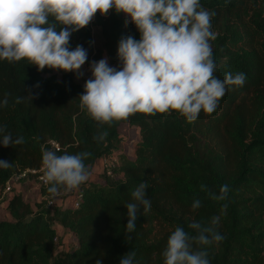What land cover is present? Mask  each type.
<instances>
[{"label":"trees","instance_id":"16d2710c","mask_svg":"<svg viewBox=\"0 0 264 264\" xmlns=\"http://www.w3.org/2000/svg\"><path fill=\"white\" fill-rule=\"evenodd\" d=\"M200 3L215 12L214 75L223 80L227 73L243 72L246 80L242 87L229 86L214 113L201 112L192 122L175 112L137 113L101 128L81 111L83 88L73 72L38 71L27 61L0 60V101L8 99L0 107V127L25 139L21 145L0 143V160L10 165L0 167V204L5 201L10 217L0 218V264H120L128 252H135L133 264H163L162 251L177 225L189 230V223H208L217 215L224 239L208 248L210 264H264V0ZM126 19L112 10L104 16L97 12L91 21L113 62H118L122 37L140 38ZM77 45L88 52L84 65L99 58L90 25L71 35L70 48ZM18 97L22 100L16 104ZM122 124L138 131L131 157L119 151ZM105 131L104 141L93 139ZM43 149L90 153L85 160L90 171L104 155L115 153L118 164L113 176L99 172L77 189L81 199L75 208H51L44 199L30 205L15 190L3 198L4 182L41 165ZM141 182L148 184L151 210L141 207L136 229L128 233L125 205ZM202 184L216 194L227 184V200L210 199ZM39 191L41 197L49 194L47 186L39 185ZM195 199L201 207L193 210ZM224 203L226 215L220 211ZM56 224L75 241L71 247L56 249Z\"/></svg>","mask_w":264,"mask_h":264},{"label":"clouds","instance_id":"9594fccd","mask_svg":"<svg viewBox=\"0 0 264 264\" xmlns=\"http://www.w3.org/2000/svg\"><path fill=\"white\" fill-rule=\"evenodd\" d=\"M114 10L125 15L126 23L135 25L139 40L129 35L118 43L119 68L109 65L107 58L93 61L91 78L79 96V107L101 128L113 122L126 121L137 113L145 116L177 113L189 122L201 112L212 114L229 86L242 87L243 72L225 74L223 80L214 75L216 63L211 41L214 11L204 8L200 0H0V60L9 63L27 61L38 71L45 68L63 72L80 71L88 59L83 46L70 48L74 32L87 27L97 12L102 16ZM31 100L33 97L29 94ZM16 98L15 103H21ZM8 104L7 97L0 107ZM0 127V143L4 147L25 143L23 136L13 138ZM108 133L93 137L98 143ZM90 153L58 154L43 149L40 177L52 197L77 190L91 178L85 164ZM0 160V167H9ZM201 191L214 201H226L229 186L222 185L219 194L206 185ZM147 182L132 191L127 210L128 233L136 229L137 213L151 210L146 198ZM201 207L195 199L192 209ZM228 204L221 207L227 212ZM220 216L208 223L193 221L185 227L177 225L168 236L162 251L163 264H210L208 248L223 241L217 227ZM135 252L120 258V264H133ZM96 264H101L97 261Z\"/></svg>","mask_w":264,"mask_h":264},{"label":"rangeland","instance_id":"374dc122","mask_svg":"<svg viewBox=\"0 0 264 264\" xmlns=\"http://www.w3.org/2000/svg\"><path fill=\"white\" fill-rule=\"evenodd\" d=\"M92 22H90V30L92 34V40L95 50L99 49V58L96 60H91L87 65H83L82 69L80 70L83 75L78 77L76 73H74V80L79 83L84 91V84L87 79L91 78V71L90 66L93 61H99L103 58H107L108 63L112 67H119V61L113 62L109 58V54L107 53L106 49L103 46V38L99 33V29L93 25H91ZM120 134V143H119V151L124 153L126 156L131 157L132 156V150L134 142L138 139V131L136 127L128 126L127 124H122L119 129ZM94 175V173H93ZM91 175V179L93 177ZM16 191L21 192L22 197L25 201H27L30 205H33L34 203L41 201L44 199V196L41 197L40 191H39V184L35 177L28 176L26 178H23L21 181H18L16 186ZM10 194V193H9ZM8 194L2 195L4 198ZM64 196H62V200H64ZM0 218H9V215L6 212L5 209V201H3L0 204ZM56 232L59 237L58 241V247L56 249H64L69 248L74 244V240L71 238L69 233L64 232L62 229L57 228Z\"/></svg>","mask_w":264,"mask_h":264},{"label":"built area","instance_id":"2783aa9c","mask_svg":"<svg viewBox=\"0 0 264 264\" xmlns=\"http://www.w3.org/2000/svg\"><path fill=\"white\" fill-rule=\"evenodd\" d=\"M48 144L51 147L58 149V145L54 141L50 140L48 141ZM117 164H118V159L115 153H112L110 155L101 156L99 159H97V163L95 165L96 166L95 173L97 174L99 172H104L108 176H113L114 175L113 169L117 166ZM28 174L30 176L35 177L39 185L46 186L43 184V182L40 179L42 175V171H41V165H39L37 168H29L18 174L11 175L4 182L1 188V195L9 194L13 190L16 191V186H17L18 181H21L23 178H26ZM62 196L65 197L64 200L61 199ZM80 199H81V193L78 192V190H73L71 192H66V193L62 192L56 197H52L50 194L44 196L45 205L51 208L66 207V206L75 208L78 206V202L80 201ZM58 239H59L58 234L57 232H55V235L53 236L52 241L56 245V248L58 247ZM60 249H57V250H60Z\"/></svg>","mask_w":264,"mask_h":264},{"label":"crops","instance_id":"0c3cea01","mask_svg":"<svg viewBox=\"0 0 264 264\" xmlns=\"http://www.w3.org/2000/svg\"><path fill=\"white\" fill-rule=\"evenodd\" d=\"M96 163H97V161L95 162V164L93 165V168H92V170H91L92 175H93V173H94L93 177H95V174H96V173H95V169H96V166H95V165H96ZM93 177H92V178H93ZM90 179H91V178H90ZM54 226H56V229H57V228H60V229H61V227H60L59 225H57V224L54 225Z\"/></svg>","mask_w":264,"mask_h":264}]
</instances>
